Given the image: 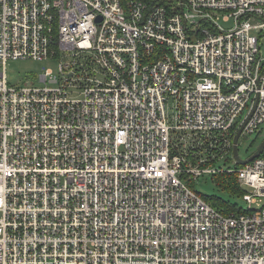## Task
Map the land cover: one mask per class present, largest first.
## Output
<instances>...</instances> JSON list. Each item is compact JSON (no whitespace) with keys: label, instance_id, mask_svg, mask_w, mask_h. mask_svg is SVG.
I'll list each match as a JSON object with an SVG mask.
<instances>
[{"label":"built area","instance_id":"1","mask_svg":"<svg viewBox=\"0 0 264 264\" xmlns=\"http://www.w3.org/2000/svg\"><path fill=\"white\" fill-rule=\"evenodd\" d=\"M263 44L264 0H0V264H264ZM219 173L246 210L188 187Z\"/></svg>","mask_w":264,"mask_h":264},{"label":"rangeland","instance_id":"2","mask_svg":"<svg viewBox=\"0 0 264 264\" xmlns=\"http://www.w3.org/2000/svg\"><path fill=\"white\" fill-rule=\"evenodd\" d=\"M170 1V0H168ZM219 25L223 28H231L233 26V20L229 22H223L220 20ZM264 54V44L261 47ZM59 61L57 59H46L43 61L34 60H16L8 61L5 65V76L7 84L10 87H20L27 83L33 85H40L39 76L44 73L46 69H51L55 75L58 74ZM0 65V72H2ZM245 113L242 115L244 117ZM264 139V124L260 126L259 130L247 137H240L237 146L238 157L241 160L248 159L258 148L262 140ZM218 167L228 168L232 167L231 161L221 160L217 163ZM188 187L201 197L212 198L216 201L228 204L236 209H247V204L238 197L235 193H232L226 189H223L218 183L216 178L211 175H203L198 179L192 181Z\"/></svg>","mask_w":264,"mask_h":264},{"label":"trees","instance_id":"3","mask_svg":"<svg viewBox=\"0 0 264 264\" xmlns=\"http://www.w3.org/2000/svg\"><path fill=\"white\" fill-rule=\"evenodd\" d=\"M147 3L150 2H158L161 4H166L168 0H144ZM213 178H216L217 183L223 188L226 189L232 193H235L238 197H241V190L237 185L236 182V176L234 174H226V173H219L213 176ZM205 202H207L210 206L216 209H223V214H229L232 212H239L238 209L233 208L229 206L228 204L222 203L220 201H216L210 197L203 198Z\"/></svg>","mask_w":264,"mask_h":264},{"label":"water","instance_id":"4","mask_svg":"<svg viewBox=\"0 0 264 264\" xmlns=\"http://www.w3.org/2000/svg\"><path fill=\"white\" fill-rule=\"evenodd\" d=\"M244 124L239 128V130L237 131L236 135L234 136L233 139V148H232V152H233V157L235 159V162L239 165H245L246 163L250 162L251 160H253L254 158L258 157L263 149H264V139L262 140V142L260 143V145L258 146V148L256 149V151L246 160H241L238 155H237V142H238V138L239 135L242 131Z\"/></svg>","mask_w":264,"mask_h":264}]
</instances>
